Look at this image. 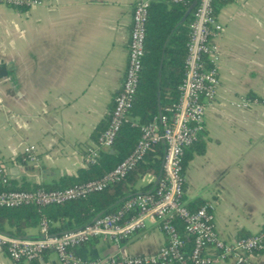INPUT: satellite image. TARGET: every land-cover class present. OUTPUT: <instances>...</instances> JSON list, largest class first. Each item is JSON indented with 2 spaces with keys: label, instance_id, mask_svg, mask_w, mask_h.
<instances>
[{
  "label": "crops",
  "instance_id": "0c3cea01",
  "mask_svg": "<svg viewBox=\"0 0 264 264\" xmlns=\"http://www.w3.org/2000/svg\"><path fill=\"white\" fill-rule=\"evenodd\" d=\"M136 1L36 0L15 7L0 0V165L8 184H51L85 166L88 148L98 145L93 134L121 87ZM216 15L219 84L182 171L183 201L210 203L216 234L233 242L264 227V0H228ZM245 97L257 101L235 105ZM28 145L35 146V162L24 151ZM155 178L145 175L137 186ZM38 232L35 226L22 236ZM164 242L149 224L118 245L95 238L74 251L83 259L153 254ZM206 252L215 258L213 248ZM0 264L61 263L47 250L16 262L0 253ZM214 264L238 263L228 257ZM240 264H264V247Z\"/></svg>",
  "mask_w": 264,
  "mask_h": 264
},
{
  "label": "built area",
  "instance_id": "2783aa9c",
  "mask_svg": "<svg viewBox=\"0 0 264 264\" xmlns=\"http://www.w3.org/2000/svg\"><path fill=\"white\" fill-rule=\"evenodd\" d=\"M183 2L185 0H164ZM214 0H197L189 24L186 42L184 73L178 85L177 100L167 108L169 115H160L141 128L133 150L113 169L99 179L74 184L62 189L2 190L0 206L17 207L25 204L46 206L70 199L85 197L103 189L108 183L122 178L139 160L149 146L161 141L164 145L162 171L149 190L128 196L114 212L97 215L83 226L58 233L48 229L42 218L36 236H20L0 232V253L10 260L31 261L44 251H53L61 264H214L215 259L232 257L236 263L245 261L246 254L264 247V227L256 234L224 242L213 228L210 203L191 211L183 201V175L181 161L183 149L197 140L203 129L205 105L214 99L219 84L217 61L218 47L214 39L221 33L222 25L213 11ZM19 7L36 0H5ZM149 0H137L132 9L131 28L127 44V62L119 91L113 98V108L106 128L97 138V146L88 148L85 163H94L98 146L109 147L127 121L137 90L144 52L145 24ZM257 99L241 98L236 106L247 107ZM29 161H37L35 146L24 148ZM3 167L0 165V173ZM5 182V179L3 178ZM178 218L183 231L191 236L192 246L183 251L184 240L172 221ZM153 224L163 232L165 242L153 254L112 255L104 258L83 259L74 249L91 239L99 238L118 245ZM216 251L215 258L206 252Z\"/></svg>",
  "mask_w": 264,
  "mask_h": 264
},
{
  "label": "trees",
  "instance_id": "16d2710c",
  "mask_svg": "<svg viewBox=\"0 0 264 264\" xmlns=\"http://www.w3.org/2000/svg\"><path fill=\"white\" fill-rule=\"evenodd\" d=\"M192 1L185 0L176 3L149 0L142 68L135 98L127 111V121L120 126L111 146L99 147L94 163H87L83 168L78 169L75 175H63L58 182L51 184L28 185L23 183L20 186L8 184L3 181L4 173L2 172L0 173V191L35 190L37 188L62 189L99 179L128 156L141 134V128L158 116V105L161 115L167 116L169 115L167 108L177 100V87L184 73L186 42L194 7L183 21L181 19ZM226 1L228 0H214V13ZM112 108L105 121L99 124L93 134L94 140L108 125ZM196 143L197 140L183 149L182 171ZM163 148L161 141L151 144L143 158L122 178L108 183L101 190L90 192L85 197L46 206L37 204L17 207L0 206V232L21 236L27 229L38 226L40 220L45 218L49 231L58 233L79 228L90 222L94 216L116 211L128 196L144 192L154 186L153 181L140 186H137V183L145 175L156 177L159 174ZM201 205L202 202L198 201L186 204L191 211ZM172 221L184 240L183 251L187 254L192 246V238L183 231L182 223L178 218L174 217Z\"/></svg>",
  "mask_w": 264,
  "mask_h": 264
},
{
  "label": "water",
  "instance_id": "95a60500",
  "mask_svg": "<svg viewBox=\"0 0 264 264\" xmlns=\"http://www.w3.org/2000/svg\"><path fill=\"white\" fill-rule=\"evenodd\" d=\"M196 1L197 0H193L191 3H190V5L187 7V9L185 10V13H184V15H183V17H182V19H181V21H183L184 19H185V17L191 12V10L193 9V7L195 6V4H196ZM161 115V111H160V106L158 105V117ZM161 171H162V163H161V165H160V171H159V174L156 176V178H155V180H154V183H156L157 182V180L159 179V176H160V174H161ZM97 216H94L93 218H92V220L93 219H95Z\"/></svg>",
  "mask_w": 264,
  "mask_h": 264
}]
</instances>
